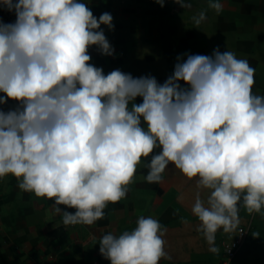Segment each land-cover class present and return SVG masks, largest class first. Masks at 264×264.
I'll return each instance as SVG.
<instances>
[{"label": "clouds", "instance_id": "1", "mask_svg": "<svg viewBox=\"0 0 264 264\" xmlns=\"http://www.w3.org/2000/svg\"><path fill=\"white\" fill-rule=\"evenodd\" d=\"M0 7L16 14L0 20V104L20 102L0 109V178L12 174L20 189L53 198L65 225H92L109 202L126 197L138 165L159 184L171 162L197 178L191 211L212 252L219 230H238L241 207L264 215V95L253 91L247 59L217 46L211 55L178 57L163 83L119 68L105 74L88 49L114 54L101 28H114L111 13L97 18L85 0H0ZM206 18L201 10L192 20ZM166 232L141 215L133 229L102 235L100 252L111 264H159L172 259Z\"/></svg>", "mask_w": 264, "mask_h": 264}, {"label": "rangeland", "instance_id": "2", "mask_svg": "<svg viewBox=\"0 0 264 264\" xmlns=\"http://www.w3.org/2000/svg\"><path fill=\"white\" fill-rule=\"evenodd\" d=\"M85 2L97 18L105 11L112 14L114 28L101 25L106 35H132L139 44L149 45V51L155 55L157 75L164 73L163 76L167 78L172 75L178 57L186 59L187 54L198 53L211 55L219 46L220 51H233L238 58L249 61L256 70L253 91L264 95V69L261 72L257 70L258 63L264 65V0H221L224 7L220 13L209 8V0H189L191 7L186 8L181 7L177 0H165L163 7L157 0ZM201 10H206L207 18L201 24L195 25L192 17ZM248 32L253 40L240 42L242 36ZM163 82L164 80L159 83ZM186 188V215L172 221L170 225L161 223L167 227L165 247L172 259L161 258L159 264H221L224 244L233 240L239 230L245 228L251 220L250 239L238 263L244 264L247 260H252L250 264H264V215L249 213L241 207L238 230L234 233L219 230L216 239L219 251L212 252L203 233L198 230L200 221L190 211L198 190L196 181L187 182ZM201 195L206 197L207 190L202 191ZM156 196L155 193L150 201L154 203L157 212L152 215L158 218L162 201ZM142 200L145 203L146 199ZM135 226L136 223L129 230ZM256 233L259 236L253 235ZM29 259L30 255L25 261H8L7 257H1L0 264H27ZM86 261L87 264H111L110 259L101 254L99 240Z\"/></svg>", "mask_w": 264, "mask_h": 264}, {"label": "crops", "instance_id": "3", "mask_svg": "<svg viewBox=\"0 0 264 264\" xmlns=\"http://www.w3.org/2000/svg\"><path fill=\"white\" fill-rule=\"evenodd\" d=\"M106 38L114 48L113 55L102 54L95 45L88 49L90 63L102 67L105 74L119 68L134 77L151 75L158 82L167 79L163 76L164 73L156 74L155 55L149 51V45L139 44L132 35L129 37L121 33L106 35ZM247 40H253L249 32L242 36L240 42ZM257 68L261 72L264 65L258 63ZM180 84L188 87L183 80ZM142 100L140 96L135 98L136 103H141ZM7 104L9 109H13L20 102L8 97ZM161 150L162 148L154 149L145 159L150 161L151 156ZM147 171V168L138 165L137 174L128 185L126 197L117 202H109L104 209V217L92 225H65L62 216L55 212L53 198L38 197L20 189L18 179L12 174L0 178V258L25 261L34 250L37 252L36 257L29 259L27 264H62L65 260L87 264L86 257L96 247L102 235L108 232L118 235L129 230L139 216H153V212L157 213L154 203L150 201L155 193L162 201L157 218L161 223L170 225L172 221L186 215V183H193L197 178L189 179L170 162L164 173V180L156 185L144 179ZM142 199H146L145 203ZM60 207L73 213L76 211L75 207L63 204ZM60 226H64L67 232L65 236L53 241L45 239L47 232ZM250 263L252 260H247L244 264Z\"/></svg>", "mask_w": 264, "mask_h": 264}, {"label": "built area", "instance_id": "4", "mask_svg": "<svg viewBox=\"0 0 264 264\" xmlns=\"http://www.w3.org/2000/svg\"><path fill=\"white\" fill-rule=\"evenodd\" d=\"M0 96H4V93L0 92ZM0 109L5 111L9 110V106L6 103L0 104ZM252 230V220L245 227L239 230L237 236L224 244V258L221 264H239L240 254L245 249L250 239V232ZM100 264V263H96Z\"/></svg>", "mask_w": 264, "mask_h": 264}, {"label": "trees", "instance_id": "5", "mask_svg": "<svg viewBox=\"0 0 264 264\" xmlns=\"http://www.w3.org/2000/svg\"><path fill=\"white\" fill-rule=\"evenodd\" d=\"M16 19V14L14 11H8L6 8L0 7V20H2L5 23H10V22H14ZM66 230L64 228V226H60L57 227L56 229L47 232L44 237L47 240L53 241L56 239H59L60 237H63L66 235ZM251 235V232H250ZM245 250V249H244ZM243 250V252H244ZM243 252L240 254V256L243 254ZM37 252L32 250L30 252V259L36 257ZM17 260L14 261V263H16ZM62 264H77L75 261L73 260H65Z\"/></svg>", "mask_w": 264, "mask_h": 264}]
</instances>
